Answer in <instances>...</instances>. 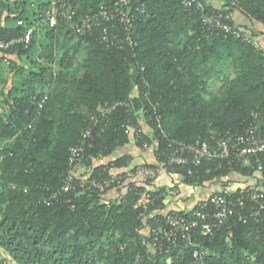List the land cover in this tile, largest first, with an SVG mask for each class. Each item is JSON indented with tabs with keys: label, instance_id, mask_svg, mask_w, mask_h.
<instances>
[{
	"label": "trees",
	"instance_id": "1",
	"mask_svg": "<svg viewBox=\"0 0 264 264\" xmlns=\"http://www.w3.org/2000/svg\"><path fill=\"white\" fill-rule=\"evenodd\" d=\"M199 1L185 9L181 0H136L147 7L135 25L137 44L120 49L103 45L96 34L76 33L62 17L50 25L45 13L53 0H0V38H18L36 28L30 45L13 46L6 51L11 64H0L4 86L14 73L0 100V154H5L0 247L16 264H264V227L245 223L240 212L213 239H200L202 258L193 257V248L152 255L142 235L167 196L166 186L149 187L155 180L127 187L116 183L106 192L76 187L51 198L72 169L71 148L85 128L94 135L81 153V166L94 176L105 167L135 166L130 154H117L133 140L129 123L145 121L156 137L158 157L164 133L192 142L212 128L243 131L256 116L263 120L264 54L243 38L207 31L201 17L222 9L264 24V0H222L221 7ZM113 2L77 0L75 5L84 14ZM229 21L237 25L232 17ZM45 93L49 99L40 109L33 97ZM116 100L130 106L104 115L100 105ZM110 157L108 164L93 166L96 159ZM257 158L264 164L260 153L253 166L216 159L205 161L193 176L168 172L181 175L187 185L221 179L234 187V175L264 180V171L255 175ZM148 188L157 198L145 217L138 194ZM0 264H6V256H0Z\"/></svg>",
	"mask_w": 264,
	"mask_h": 264
},
{
	"label": "built area",
	"instance_id": "2",
	"mask_svg": "<svg viewBox=\"0 0 264 264\" xmlns=\"http://www.w3.org/2000/svg\"><path fill=\"white\" fill-rule=\"evenodd\" d=\"M76 1L53 0L52 7L45 13V20L53 26L59 17L67 19L76 33L96 34L98 41L107 47L124 49L137 44L134 40V29L140 15L147 11L144 2L114 0L113 3L103 4L97 9L80 14L75 5ZM181 3L185 9H191L195 3L201 5L199 0H181ZM230 17L222 9L204 11L201 23L211 33L223 32L243 38L264 54V47L259 41L248 31L232 24L229 21ZM18 23L22 24L23 20H19ZM35 31L36 28L32 27L21 37L10 40L0 38V64L3 61L11 64V57L6 51L17 44L29 46ZM48 99V93L33 97L40 109L45 106ZM119 106L129 107L130 103L116 100L112 103H102L99 108L104 115H107ZM127 128L133 140L136 143L141 142L140 147L142 148H149L152 140L156 138L155 135L154 139L148 136L141 123L135 126L129 123ZM93 135L92 128L82 130L80 142L71 148L72 169L66 175L65 183L58 191L53 192L51 198L76 187H94L100 192H106L116 183L124 187L132 183L146 184L147 181L149 183V181L156 180L169 169L171 172L182 171L193 176L196 169L205 161L216 159L229 160L230 163L237 161L251 166L254 158L264 153V116L263 120L256 116V119L243 131L212 128L207 136L199 137L192 142L170 137L164 133L165 147L161 155L156 156V163H141L125 169L105 167L94 176L92 175L93 170L90 169L87 175L82 177L75 168L81 165V153L87 146H91L90 141ZM4 158L5 154H0V164ZM255 163V175H261L264 171V164L259 158L255 160ZM249 179L250 181L239 186L224 185L214 190L207 198L200 200L186 212L154 211L152 213L153 222H150L146 233L142 235V242L152 255L163 256L172 251L185 253L187 248H193V257L199 259L204 253L200 239L202 237L213 239L216 232L223 228L237 212H240L239 217L245 223L253 220L257 226L264 227V180H258L256 176ZM150 188L138 194L142 198L141 205L145 217L150 214L151 207L155 205L157 198L149 192ZM167 193L176 195L178 189H170Z\"/></svg>",
	"mask_w": 264,
	"mask_h": 264
},
{
	"label": "crops",
	"instance_id": "3",
	"mask_svg": "<svg viewBox=\"0 0 264 264\" xmlns=\"http://www.w3.org/2000/svg\"><path fill=\"white\" fill-rule=\"evenodd\" d=\"M12 2L16 0H11ZM214 6L221 7L223 6L222 0H210ZM231 17L235 20L238 26L246 27V31L253 34V36L259 41V43L264 47V24L259 23L255 20L249 19L248 17L243 16L240 12H232ZM6 17L2 18V24L5 23ZM13 58V56H12ZM7 65V64H6ZM9 83L7 86H4L0 81V100L4 99L2 92H8L9 88H11L12 78L14 73H8ZM4 103V102H3ZM4 105L8 106L4 103ZM142 127L149 133V136L154 139V133L149 128V126L145 123V121H140ZM155 141V140H154ZM157 145L155 142H152L151 146L147 149L138 146V144L132 140L129 145V148L119 149L118 155L122 154H130L132 156V164L138 165L141 163H156V153ZM113 157L110 158H102L96 159L93 162V166H96L101 163L108 164ZM78 174H84L87 169L83 166H77L75 168ZM183 177L181 175L175 173H169L165 171L159 178H157L152 185L150 186L153 190L159 189L162 186H166V190L169 191L172 187L178 189V193L176 195H171L167 193L165 199V207L161 212L172 211V210H189L193 208L200 200L207 198L214 190L221 188L222 186H226V182L221 179H217L211 182H206L202 186H192L187 185L182 181ZM234 181L231 183L233 186H239L241 184H245L250 181V179H246L245 177L234 175ZM111 193H109L110 195ZM116 194V193H113Z\"/></svg>",
	"mask_w": 264,
	"mask_h": 264
},
{
	"label": "rangeland",
	"instance_id": "4",
	"mask_svg": "<svg viewBox=\"0 0 264 264\" xmlns=\"http://www.w3.org/2000/svg\"><path fill=\"white\" fill-rule=\"evenodd\" d=\"M229 73H230V75H233V71L231 68L229 69ZM220 86H221V83L218 82L212 87V89L216 90ZM0 256H6V264H16V262L7 253H5L1 247H0Z\"/></svg>",
	"mask_w": 264,
	"mask_h": 264
},
{
	"label": "clouds",
	"instance_id": "5",
	"mask_svg": "<svg viewBox=\"0 0 264 264\" xmlns=\"http://www.w3.org/2000/svg\"><path fill=\"white\" fill-rule=\"evenodd\" d=\"M10 55V57H11V61L13 60V58H12V55L11 54H9ZM6 64H8V63H6ZM7 107V106H6Z\"/></svg>",
	"mask_w": 264,
	"mask_h": 264
}]
</instances>
